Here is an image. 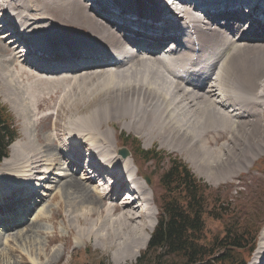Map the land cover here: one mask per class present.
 <instances>
[{
  "label": "bare ground",
  "instance_id": "6f19581e",
  "mask_svg": "<svg viewBox=\"0 0 264 264\" xmlns=\"http://www.w3.org/2000/svg\"><path fill=\"white\" fill-rule=\"evenodd\" d=\"M127 1L93 8L85 0H0V24L11 15L21 26V40L45 51L34 59L28 58L31 49L18 56L14 24L10 30L0 25V36L5 35L0 37L2 91L25 121L23 136L11 144L10 157L0 166V183L7 185L0 194L9 188L26 194L16 204L28 201L32 215L21 213L15 227L2 225L0 245L3 231L16 230L10 237L27 244L26 255L35 264L62 262L68 240L53 251L39 239H64L47 235L42 224L55 225L59 217L75 232L77 245L93 240L96 248L112 250L117 264L135 261L147 248L157 219L151 206L140 210L137 200H127L129 194L127 201L110 197L116 184L130 182L142 193L138 200L151 205L138 164L139 175L130 166L133 151L124 158L117 144L112 147L106 126L114 121L123 120L146 143L159 140L168 150L186 152L193 171L210 183L231 180L264 148V23L246 27L233 20L234 12L214 4L200 9L196 0H142L145 6L154 2L149 6L179 10L170 22L161 17L167 10L153 12ZM143 19L151 26H143ZM169 24L180 29L174 27L175 33ZM156 33L173 43L167 46L169 55L161 52ZM101 48L116 57L106 58ZM67 71L73 74L59 75ZM41 123L44 133L38 130ZM19 148L21 163L9 162ZM94 153L103 171L80 162ZM75 165L78 169L68 174ZM107 176L114 179L110 184ZM2 195L1 204L10 201ZM47 198L56 204L39 208ZM18 212L14 209L9 218ZM11 240L5 239L0 257H14L19 250ZM250 264H264V229Z\"/></svg>",
  "mask_w": 264,
  "mask_h": 264
},
{
  "label": "rangeland",
  "instance_id": "374dc122",
  "mask_svg": "<svg viewBox=\"0 0 264 264\" xmlns=\"http://www.w3.org/2000/svg\"><path fill=\"white\" fill-rule=\"evenodd\" d=\"M156 4L157 3L153 5H156ZM66 31L68 32L69 30L66 29ZM3 36L5 35H1L0 37H3ZM16 52L18 53V56L23 55V54L21 55V51L19 49H17ZM22 59L23 58L21 57L20 60ZM42 69L44 68L42 67ZM91 70H88V71H91ZM62 74L72 75L73 73L72 71H67L59 75H62ZM7 98L8 97L6 96V94L2 91V85L0 83V102L3 105H5V107H7L9 113L12 115L14 119V124L16 128L18 129V133H19L18 139H20L23 136L22 128L24 127V122H25L24 116L20 112V108L15 109V111L11 109L10 104L7 102V100L9 101V99ZM124 124L125 123L123 122V120L122 122L120 120L119 121L116 120L110 126H106V129L108 130V133L110 134L112 147H115L116 144L119 147L118 143L121 145L122 140H123V142L126 144V147L133 150V152H134V144H133L134 142H142L144 149L158 148L161 152L165 154L175 155L179 159H181L190 168L191 172L194 174L197 180L201 182V184L208 186L207 188H204L205 193L203 194V196L206 199V207H205L206 213L203 217V224L205 228H204L202 243L209 244L215 237H223L226 234V231L228 230V228H230L232 232L234 233L238 231V233L241 235L249 234V237L254 233L255 230H258L259 232L258 235L259 234L261 235V232L264 229V148L263 150L261 149L258 159L255 160L256 162L253 161L247 169H244L242 172H240V174H238L231 180H222V181L217 180L215 183H210L209 181L205 179V177L199 176L196 172L193 171L191 163L187 161V159H189V155H187L186 152H180L178 148H174L175 150H168L166 147L161 146L159 140L146 143L143 137L138 135L136 131L129 130L126 127H124ZM38 128H39L38 129L39 132L44 133L46 131L45 123L44 124L41 123L38 126ZM10 149H11V145H10L9 150ZM23 153H24L23 148H19L17 150V154L15 153L13 159L9 162L13 164L21 163L20 155L22 156ZM9 155H10V151H9ZM6 158L0 163V166L2 165L4 161H6ZM136 163L139 166L138 169H139L140 174H143V175L145 174L146 176L149 175L147 177H149L151 180V182L148 184L146 180L143 178V176L142 177L138 176V179L143 181V183L148 186L147 189L150 194V198L152 195V199L150 201L151 208L154 212V218H157L158 213H159L158 204L161 203L163 194L165 192L163 185L161 184V177L163 175L164 170L168 166L167 160L163 161L161 164H159L160 161L158 162V164H156L155 160L148 161L146 163H143L141 160H137ZM136 163L133 159V163L130 164L134 172H136L137 170ZM6 169H8V167ZM76 169H78V167H76L75 165L71 167V170L69 169L70 171H66V172L70 174L74 172ZM7 171L9 170H5L4 172L6 173ZM7 173H11V171ZM136 173L138 174V172ZM78 175L79 176L83 175V171L79 172ZM112 181H113L112 177L107 176L106 184H110ZM0 184H1L0 187L2 189H5L4 186L6 184L4 185L2 183ZM55 185H56L55 183L49 184V186H52L53 188L55 187ZM5 187H7V185ZM41 189H42L40 190L41 193L49 194V192L47 190L45 191L44 188H41ZM9 190L10 192H7L3 195L0 194L2 195L3 199L10 200L8 202L6 201L7 202L6 204L0 203V230L2 229L1 227L2 225L3 226L7 225L10 227L14 226L15 223H18L20 221V219L18 218L21 217L22 214L24 216L28 215L27 210H26V208H28V205L26 203H28V201H25V204L20 203V205L23 208L25 207V209H22L19 204H16L19 202L17 198L20 197V199L22 198L25 199L24 196L26 194H22L21 191L17 192L16 190H13V188L11 189L9 188ZM114 190L115 188L110 194V197L112 199L116 198V197L113 198V196L115 195L117 196L116 192H115V195H113ZM21 194L22 196H20ZM122 197H125L124 194L121 195L119 199L123 200ZM49 199L50 198H47V200L43 201L42 204H40L38 207L43 208L44 206L43 204H46L48 205V209L50 210V206L56 204V202L53 201L51 203ZM21 201H24V200H21ZM11 203H14V204L11 206ZM135 205H138V204L135 203ZM14 209L19 212L14 214L13 218H9L10 214H13L12 211ZM47 213H48L47 215H51L50 211ZM27 217L32 218V215L30 217V214H29ZM10 222L12 223V225L8 224ZM22 223L23 222H21V224L19 225H22ZM42 224L48 229L47 235L64 236L63 240L59 239L58 241L54 243H49L48 238L44 235L39 237V239H41L43 243L50 245L49 248L52 249L53 251L54 250L59 251V249H62L64 241L68 240V247L65 250L66 252L64 251L62 262H60V264H98L102 259H105L108 264H117L114 261V258H115L114 255L116 254H114L112 250L104 251V250H101L100 248H96L93 245V240L77 245L76 240H75V235L73 234L75 232L68 231L66 227H64L63 217L57 218L55 225H53L51 221H45ZM14 231L16 230H11V232H8V234L7 233L5 234L6 230L3 231L4 233L2 232L3 233L2 235L3 236L5 235L6 238L4 237V241L0 245V249H2L5 246L3 244L4 242L7 241V238L8 239L12 238L11 240V243H13L12 245L13 246L15 245V247H17L19 250L17 249L18 251L16 250L14 251L16 252L14 257L10 256L7 253L5 254V256L0 257V264H35L34 262H30V260L28 259L26 255L28 251L27 244L18 237L16 238L10 237V235L13 236ZM247 240H248V237L245 239V241ZM258 242H257V245H258ZM147 248L142 250L138 259L141 257L142 253L147 250ZM8 250L9 249H7V251ZM242 252L243 253L241 254L237 251L236 252L232 251L233 253L232 255L237 259V262L245 258L246 259L245 264H250L253 255L249 259V257L246 256V251H242ZM138 259H136L133 262L126 261V262H123L122 264H136L138 262Z\"/></svg>",
  "mask_w": 264,
  "mask_h": 264
},
{
  "label": "trees",
  "instance_id": "16d2710c",
  "mask_svg": "<svg viewBox=\"0 0 264 264\" xmlns=\"http://www.w3.org/2000/svg\"><path fill=\"white\" fill-rule=\"evenodd\" d=\"M18 129L7 107L0 102V162L9 155V146L18 137ZM136 155L144 162L165 160L168 166L161 177L165 194L160 204L158 223L149 239L148 248L136 264H245L237 262L232 251L252 256L258 230L249 237L230 228L223 237H215L209 244L202 243L204 234L203 217L206 199L203 196L208 186L201 184L175 156L166 157L156 150H144L138 144ZM248 237V240L245 239ZM98 264H108L102 259Z\"/></svg>",
  "mask_w": 264,
  "mask_h": 264
},
{
  "label": "water",
  "instance_id": "95a60500",
  "mask_svg": "<svg viewBox=\"0 0 264 264\" xmlns=\"http://www.w3.org/2000/svg\"><path fill=\"white\" fill-rule=\"evenodd\" d=\"M120 151H121V153H122L124 156H127V155H128V151H127V150H125V149H121ZM148 181H149V179H148Z\"/></svg>",
  "mask_w": 264,
  "mask_h": 264
}]
</instances>
